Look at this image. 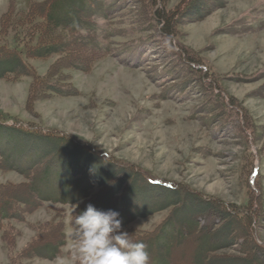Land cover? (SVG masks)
Masks as SVG:
<instances>
[{
    "label": "rangeland",
    "instance_id": "374dc122",
    "mask_svg": "<svg viewBox=\"0 0 264 264\" xmlns=\"http://www.w3.org/2000/svg\"><path fill=\"white\" fill-rule=\"evenodd\" d=\"M25 1L0 0V31L1 17L10 6L20 12L27 6ZM163 1L169 11L183 0H159ZM120 2L124 7L118 18L121 30L114 40L123 46L149 35L139 33L133 25L150 9L148 5L144 11L141 5ZM208 9L205 16L195 13L180 22L171 41L161 39L155 45L136 42L123 53L94 62L88 71L66 70L71 74L66 82L79 90L74 95L56 94L31 101L36 97H31L32 77L0 78V112L10 123L13 120L45 132L70 134L108 154L107 161L98 157L90 160L86 155L79 158L80 167L89 168L93 179L109 176L117 180L122 169L124 177L134 178L125 173L135 169L177 183L182 196L193 192L251 213L258 220L252 224V236L241 226L235 230V243L219 251L226 254L224 264H243L236 259L245 257L248 248L239 247V238L253 241L256 236L264 244V0H228L215 10ZM12 34L9 32L10 42ZM57 59L55 54L29 62L43 75L54 68ZM188 65L199 70L191 71ZM184 87L187 91L179 94L177 90ZM210 115L215 118L210 120ZM113 160L118 167L110 163ZM25 180L14 171L0 172L2 183ZM142 183L133 181V192L141 190L139 196L151 200L157 189ZM102 186L108 187L109 180ZM170 210L136 217L132 225L152 230ZM76 212L75 204L45 202L21 216L22 220H11L15 245L0 233V264H15L12 255L50 223L65 224L62 231L67 242L60 255L54 259L25 258L20 264H58L61 259L66 264H79L73 259V242L67 236Z\"/></svg>",
    "mask_w": 264,
    "mask_h": 264
},
{
    "label": "trees",
    "instance_id": "16d2710c",
    "mask_svg": "<svg viewBox=\"0 0 264 264\" xmlns=\"http://www.w3.org/2000/svg\"><path fill=\"white\" fill-rule=\"evenodd\" d=\"M77 1L72 4V0H26V8L17 12L12 4L1 17L0 78L32 77L31 97H36L31 101L43 96L79 93L71 82H66L71 75L66 70L88 71L94 62L123 53L136 42L138 45L145 42L155 45L161 39L170 40L180 22H186L189 15L205 16L208 7L210 11L215 10L228 0H183L176 9L169 11L164 1L124 0L132 3L130 6L141 5L144 11L148 5L150 10L133 25L139 33L149 32V35L123 46L114 40L121 30L118 18L124 9L120 5L123 1ZM15 16L19 18L16 20ZM9 32L13 33V42H10ZM55 54L58 59L54 68L43 75L29 62V59H46ZM188 67L191 71L199 70ZM177 91L180 94L187 90L184 87ZM1 113L0 172L14 171L26 178L25 182L16 184L0 182V233L12 246L15 245L16 230L11 220L21 219L45 202L62 206L75 204L77 212L72 221L89 203L100 210L118 211L122 230L127 231L131 239L147 245L149 264H224L226 254L219 251L235 243V230L243 227L248 236L254 233L252 224H257L258 220L251 213L234 209L220 200L201 198L193 192L182 196L183 190L175 182L152 178L135 169L125 173L134 178L124 177L122 169L121 178L117 180L112 181L109 176L93 179L89 168L80 167L79 158L86 155L90 160L98 157L107 161L105 156L108 154L98 152L70 134L54 130L45 132L13 120L10 123L8 116ZM210 117L212 120L215 115ZM110 163L119 166L115 160ZM107 179L109 186H102ZM142 180L147 187L157 189L151 200L139 196L141 190L133 192V181L142 183ZM98 186L101 187L96 190ZM144 202L152 203L140 206ZM160 209L171 210L154 229L143 231L132 225L134 218ZM62 228L65 224L50 223L29 245L14 253L11 261L20 264L25 258L58 257L67 242ZM252 238L255 239L239 238V247L248 248V253L236 260L243 264H264V244L259 243L256 236Z\"/></svg>",
    "mask_w": 264,
    "mask_h": 264
},
{
    "label": "clouds",
    "instance_id": "9594fccd",
    "mask_svg": "<svg viewBox=\"0 0 264 264\" xmlns=\"http://www.w3.org/2000/svg\"><path fill=\"white\" fill-rule=\"evenodd\" d=\"M118 211L97 209L89 203L75 216L67 236L79 264H149L147 245L122 230ZM58 264H66L59 260Z\"/></svg>",
    "mask_w": 264,
    "mask_h": 264
}]
</instances>
